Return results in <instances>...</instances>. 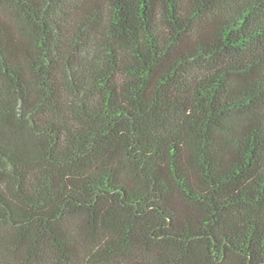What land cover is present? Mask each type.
Wrapping results in <instances>:
<instances>
[{
  "label": "trees",
  "instance_id": "trees-1",
  "mask_svg": "<svg viewBox=\"0 0 264 264\" xmlns=\"http://www.w3.org/2000/svg\"><path fill=\"white\" fill-rule=\"evenodd\" d=\"M0 264H264V0H0Z\"/></svg>",
  "mask_w": 264,
  "mask_h": 264
}]
</instances>
